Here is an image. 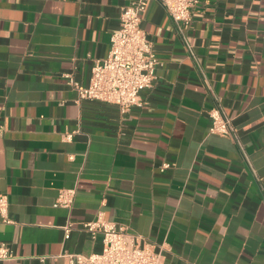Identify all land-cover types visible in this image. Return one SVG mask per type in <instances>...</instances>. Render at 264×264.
<instances>
[{"label":"crops","instance_id":"obj_1","mask_svg":"<svg viewBox=\"0 0 264 264\" xmlns=\"http://www.w3.org/2000/svg\"><path fill=\"white\" fill-rule=\"evenodd\" d=\"M135 1L0 0V264L101 253L100 212L165 264H264V0H203L181 30L149 0L154 86L127 112L81 100L70 79L89 86ZM216 105L236 136L210 132Z\"/></svg>","mask_w":264,"mask_h":264},{"label":"built area","instance_id":"obj_2","mask_svg":"<svg viewBox=\"0 0 264 264\" xmlns=\"http://www.w3.org/2000/svg\"><path fill=\"white\" fill-rule=\"evenodd\" d=\"M149 0H137L123 8L120 27L112 35L110 51L106 58L94 60L92 76L88 87H84L70 79L81 100L99 101L119 106L123 112L138 106V95L142 90L151 89L155 84L156 70L161 64L158 60L153 43L142 29L141 23ZM181 30L189 25L192 13L203 0H158ZM187 48L193 51L186 42ZM69 78V76H68ZM212 134L236 136L231 119L220 105L210 112ZM71 138L67 135L66 139ZM163 169L169 168L168 164ZM76 190H62L57 198L56 206L71 208ZM9 199L0 195V213L5 221L8 219ZM92 239L102 235L103 249L99 254L89 256L68 254V264H165L164 256L156 252L151 245L139 246L137 236L129 233L126 228H118L100 212L96 218L83 225ZM65 239L70 238L72 224L64 228ZM15 259L13 250L0 243V262Z\"/></svg>","mask_w":264,"mask_h":264}]
</instances>
